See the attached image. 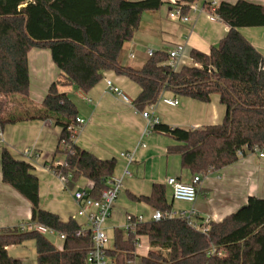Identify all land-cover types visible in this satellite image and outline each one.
Wrapping results in <instances>:
<instances>
[{"label": "trees", "instance_id": "1", "mask_svg": "<svg viewBox=\"0 0 264 264\" xmlns=\"http://www.w3.org/2000/svg\"><path fill=\"white\" fill-rule=\"evenodd\" d=\"M163 5L161 0H0V130L28 121H49L60 128L55 154H62L64 161L49 169L64 181L66 190L72 191L84 178L91 184V197L99 199L114 180L115 159L100 160L75 145L76 133L69 127L76 125L78 111L61 90L75 86L88 92L110 71L140 88L132 102L138 112L155 105L165 93L202 103L219 96L225 107L219 125L183 130L158 122L152 127L179 143L167 153L178 155L191 176L236 163L239 151L243 155L255 145L264 148V58L239 32L264 27V6L246 0L217 4L213 14L229 31L208 54L192 49L191 65L172 70L165 51L145 58L139 68L122 65L123 47L133 39L143 15ZM187 9L183 7L182 14ZM34 48L49 50L60 71L39 105L29 98L27 56ZM0 170L2 182L29 202V222L66 235L59 251L37 232L0 228V264H23L7 248L27 241H34L35 264H86L89 238L77 236L81 227L74 219L62 221L40 208L33 166L2 147ZM130 197L162 214L172 212L163 184H154L149 196ZM134 221V231L113 230L108 255L114 264L136 258L140 237L149 247L140 264H264V198L248 197L244 206L220 222H209L206 233L179 217Z\"/></svg>", "mask_w": 264, "mask_h": 264}, {"label": "crops", "instance_id": "2", "mask_svg": "<svg viewBox=\"0 0 264 264\" xmlns=\"http://www.w3.org/2000/svg\"><path fill=\"white\" fill-rule=\"evenodd\" d=\"M161 1L164 5L157 11L145 13L146 18L141 20L133 39L124 45L120 57L122 65L141 67L147 58L143 50L149 44L160 49H183L186 60L182 65H189L188 54L192 49L208 54L211 46L217 44L229 31V27L213 14L215 7H210V2L214 1L216 5L220 2L234 4L238 0H194L192 3L186 0ZM173 1L188 8L185 15L189 17V22L169 17ZM246 1L264 6V0ZM190 7H195L196 10L193 11ZM239 32L264 58V27L241 28ZM131 54L133 58L130 57ZM27 60L29 98L39 105L50 85L59 77L60 71L47 49H31ZM105 78L123 90L132 102L140 93L136 84L112 71L104 73L102 80L88 92H82L75 86L61 90L76 105L78 118L84 120L74 137L75 145L100 160H116L113 178L120 184V193L107 219L106 229H124L127 215L149 221L154 210L143 202L132 200L130 196H149L154 184L165 185L166 199L172 204L173 214L192 211L193 219L199 224H204L206 220L220 222L244 206L250 196L264 198V158L245 151L236 163L207 175L199 174L201 182L197 186L194 203L182 205V202L173 201L172 190L166 185V179L175 177L183 183H189L193 178L181 167L178 155L167 153L169 147L179 143L169 136L155 133L132 104L123 102L107 90ZM164 97L175 98L169 93H165ZM175 99L178 100V105L174 107L161 102L155 104L153 116L160 123L191 130L219 125L225 115V107L220 104L218 95H212L209 103L178 97ZM60 131V128L49 121L8 125L0 130V152L5 147L16 159L33 166V174L39 182L41 209L58 215L62 221L72 218L80 224L84 220L77 216L79 206L72 197V191L66 190L63 180L49 169L51 165L56 166L64 161V156L58 159V154H55ZM130 156L131 161L128 160ZM90 187V182L84 178L75 186L86 190H90ZM203 190L206 193H202ZM30 217L29 202L2 182L0 170V228L28 223ZM111 219L116 220V226L108 225ZM53 245L58 249L54 243ZM13 248L14 246L8 247V253ZM16 259L24 264L23 259Z\"/></svg>", "mask_w": 264, "mask_h": 264}, {"label": "built area", "instance_id": "3", "mask_svg": "<svg viewBox=\"0 0 264 264\" xmlns=\"http://www.w3.org/2000/svg\"><path fill=\"white\" fill-rule=\"evenodd\" d=\"M172 8L169 11V17L173 20L181 22H189L190 19L188 16L182 14L183 6L176 3L175 1L171 2ZM210 7H216L214 1L210 2ZM193 11L196 10L195 7H190ZM200 12H203L200 10ZM211 20L213 18L211 17ZM144 53L147 57L153 56L156 52L165 51L168 53L167 65L174 71L178 70L179 67L186 60V55L183 49L165 47L163 49L157 48L151 44L147 45L144 48ZM131 58L134 56L131 54ZM106 88L109 92L117 96L123 102L127 104H132V100L127 96L123 90L116 86L111 80L105 78ZM159 102L168 105V106H177V99H169L164 97L160 98ZM155 105H152L144 109L141 113L143 119L148 122V125L152 128L154 124H157L159 120L153 116V109ZM84 124V120L76 118V125L69 127V130L76 133L77 130ZM1 143V140H0ZM144 146V145H143ZM252 153L257 154L259 158H264V148H261L257 145L253 146L251 149ZM238 156L241 157V151L238 152ZM128 160H132V156L128 157ZM128 174V172H126ZM64 182V181H63ZM201 182L200 175L193 176L192 180L189 183H183L175 177H169L166 179V185L172 190V199L176 202L189 203L192 204L195 202L197 197V186ZM110 187L101 193L99 199H94L91 197L89 190L84 188H74L72 190V197L74 201L78 204L77 216L83 218V222L80 223V231L77 233L78 237H88L90 242V248L86 256V264H114L111 257L108 255V251L111 247L112 241L107 236L106 233V222L110 217L111 210L116 202L118 195L120 193V184L113 180L109 183ZM194 212H179L178 214H162L159 211H154L151 215L150 220L159 221L167 217H179L183 220H186L192 227L206 233L208 231V223L206 220L204 224H199L193 219ZM138 222H144L141 217H135ZM134 217L127 215L125 218L124 230L125 232L134 231L135 228ZM18 229L21 232L34 231L40 235L46 237L51 236L57 238L62 245L58 247L59 251L63 250L64 242L66 241V235L56 232L51 228H48L41 224L36 223H21L17 225ZM143 237L138 238L136 248L140 246V241ZM148 243L145 248L148 252ZM134 260L127 261L126 264H140V260L137 258Z\"/></svg>", "mask_w": 264, "mask_h": 264}, {"label": "rangeland", "instance_id": "4", "mask_svg": "<svg viewBox=\"0 0 264 264\" xmlns=\"http://www.w3.org/2000/svg\"><path fill=\"white\" fill-rule=\"evenodd\" d=\"M200 4V2H199ZM167 8V7H166ZM166 10V9H164ZM146 15H143L142 19L143 21L145 20ZM189 63V65L191 64V61L188 60L187 61ZM58 159H62L63 155L62 154H58ZM199 175V174H197ZM124 192V191H122ZM202 193H206V190H203ZM211 195H209L210 197ZM199 199H202V195L199 196ZM180 204H184L187 205L185 203H180ZM187 211V210H184ZM173 213V212H171ZM117 222L114 219H111L108 221V225L112 227V225L116 226ZM123 230L124 234H125V230ZM106 233L108 238L110 239V241L113 240L114 237V231L111 229H106ZM47 240H49L52 244L54 243L57 247L61 246L62 243L55 237H51V236H46L45 237ZM148 241H146L145 238H142L140 241V246H138L135 250V254L138 256V260H140L141 257H144L147 255V252L145 250L146 246H147ZM9 254L14 257V258H20L23 259L24 264H35L36 261V250H35V244L34 241H27L25 242L23 245H19V246H14L13 249H10Z\"/></svg>", "mask_w": 264, "mask_h": 264}]
</instances>
